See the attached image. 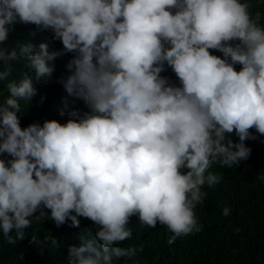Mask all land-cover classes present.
Wrapping results in <instances>:
<instances>
[{"label": "clouds", "instance_id": "1", "mask_svg": "<svg viewBox=\"0 0 264 264\" xmlns=\"http://www.w3.org/2000/svg\"><path fill=\"white\" fill-rule=\"evenodd\" d=\"M250 8L247 0H0V234L16 244L34 219L78 227L83 217L95 232L69 247L70 264H138L142 246H120L132 238V217L166 226L170 244L200 232L203 189L223 179L213 165L237 167L251 155L245 140L257 138L250 129L264 135V25ZM17 23L50 30L63 48L17 41L9 50ZM68 53L69 74L57 82L88 110L21 126L38 92L32 74L47 83ZM21 60L30 71L16 77ZM166 66L178 85L161 75Z\"/></svg>", "mask_w": 264, "mask_h": 264}, {"label": "trees", "instance_id": "2", "mask_svg": "<svg viewBox=\"0 0 264 264\" xmlns=\"http://www.w3.org/2000/svg\"><path fill=\"white\" fill-rule=\"evenodd\" d=\"M243 2V0H242ZM253 15L261 13L260 23L264 25V0H247ZM34 33V35H33ZM31 42L37 46L41 42L48 44L50 51L63 48L60 40L53 39L52 32L36 31L31 24L17 23L9 35V50L15 42ZM213 54H223L210 50ZM73 54L68 53L55 61L52 78L45 83L43 79L35 80L38 92L21 115V126L32 122L42 123L45 119H56L62 124L67 121L73 111H87L83 100L69 95L57 81L67 76L66 64ZM14 76L19 77L30 70L26 62L21 60L14 64ZM239 69L240 65H236ZM161 75L168 76L179 84L178 78L170 67ZM44 97L41 102V97ZM22 107L24 105L22 104ZM61 111L64 115H61ZM257 138L245 140L251 148L247 160L232 168H220L213 165L212 171L222 173L223 179L215 187H204L207 196L203 204L197 205L195 214L203 226L200 232L176 237L173 243L169 239L173 235L166 226L157 224L155 228L141 225L136 217H132L130 227L133 235L130 240L120 246H142L134 258L138 264H264V135L255 128L250 129ZM234 141L239 137L230 134ZM231 209L230 215H223V208ZM46 212L50 210L45 209ZM79 226H70L71 221L57 227L51 219L41 217L33 220L31 227L25 229V238L10 244L0 234V264H70L68 249L72 245L79 246L81 235H94L95 225L89 219L79 217ZM15 238V232L12 233ZM35 235L39 244L31 242ZM57 241L54 246L48 237ZM116 264H124L123 259ZM131 264V262H128Z\"/></svg>", "mask_w": 264, "mask_h": 264}]
</instances>
